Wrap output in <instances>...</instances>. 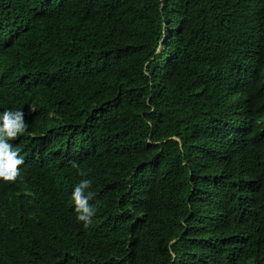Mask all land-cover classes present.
I'll return each instance as SVG.
<instances>
[{
    "label": "trees",
    "instance_id": "1",
    "mask_svg": "<svg viewBox=\"0 0 264 264\" xmlns=\"http://www.w3.org/2000/svg\"><path fill=\"white\" fill-rule=\"evenodd\" d=\"M6 109L0 264H264V0H0Z\"/></svg>",
    "mask_w": 264,
    "mask_h": 264
},
{
    "label": "clouds",
    "instance_id": "2",
    "mask_svg": "<svg viewBox=\"0 0 264 264\" xmlns=\"http://www.w3.org/2000/svg\"><path fill=\"white\" fill-rule=\"evenodd\" d=\"M26 127L23 111L6 109L0 112V180L13 181L19 174L18 166L23 164V158L9 141L21 135ZM90 186L91 180L82 179L73 187L71 194L76 220L83 222L85 227L95 214V208L89 204L93 194L86 191Z\"/></svg>",
    "mask_w": 264,
    "mask_h": 264
}]
</instances>
